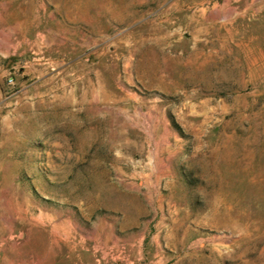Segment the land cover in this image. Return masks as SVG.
<instances>
[{"label":"rangeland","instance_id":"374dc122","mask_svg":"<svg viewBox=\"0 0 264 264\" xmlns=\"http://www.w3.org/2000/svg\"><path fill=\"white\" fill-rule=\"evenodd\" d=\"M0 264H264V0H0Z\"/></svg>","mask_w":264,"mask_h":264},{"label":"bare ground","instance_id":"6f19581e","mask_svg":"<svg viewBox=\"0 0 264 264\" xmlns=\"http://www.w3.org/2000/svg\"><path fill=\"white\" fill-rule=\"evenodd\" d=\"M19 207V206H18ZM27 217V216H26Z\"/></svg>","mask_w":264,"mask_h":264}]
</instances>
